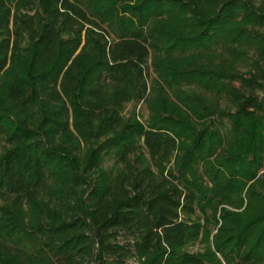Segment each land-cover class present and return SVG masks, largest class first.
I'll return each mask as SVG.
<instances>
[{
    "label": "trees",
    "instance_id": "trees-1",
    "mask_svg": "<svg viewBox=\"0 0 264 264\" xmlns=\"http://www.w3.org/2000/svg\"><path fill=\"white\" fill-rule=\"evenodd\" d=\"M223 263L264 264V0H0V264Z\"/></svg>",
    "mask_w": 264,
    "mask_h": 264
},
{
    "label": "rangeland",
    "instance_id": "rangeland-1",
    "mask_svg": "<svg viewBox=\"0 0 264 264\" xmlns=\"http://www.w3.org/2000/svg\"><path fill=\"white\" fill-rule=\"evenodd\" d=\"M151 52H152V50H151ZM251 60H252L251 57L246 59L244 62L241 63L240 68L242 70H247L248 68H250ZM154 77H155V75L153 73H151L150 80H149L150 85L152 84ZM235 84L237 85L238 83L235 82ZM221 103L223 106H230V102L227 100V97H223L221 99ZM132 111H135L136 115L139 117V119L142 122L146 121V119L148 117L149 110H148V107H147L145 102L140 101L138 103L131 102V103L126 104V106L123 110V114L129 115ZM111 163H112V160L110 158H105L104 166L109 167L111 165ZM201 166L203 167L202 168V174H205V163ZM204 249H206L205 243H203V241H201L200 239L194 240L193 244L189 247V251H193V252H203ZM217 256H219V258H221L220 254H217ZM223 264H225V263H223Z\"/></svg>",
    "mask_w": 264,
    "mask_h": 264
}]
</instances>
